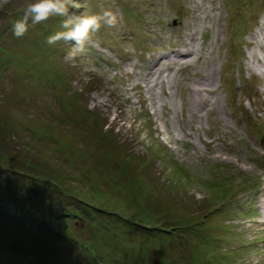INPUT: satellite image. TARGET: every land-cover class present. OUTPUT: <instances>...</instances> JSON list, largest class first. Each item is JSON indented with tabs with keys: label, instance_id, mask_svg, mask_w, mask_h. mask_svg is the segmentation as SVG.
<instances>
[{
	"label": "rangeland",
	"instance_id": "374dc122",
	"mask_svg": "<svg viewBox=\"0 0 264 264\" xmlns=\"http://www.w3.org/2000/svg\"><path fill=\"white\" fill-rule=\"evenodd\" d=\"M27 2L0 9V264H264V0H73L18 38Z\"/></svg>",
	"mask_w": 264,
	"mask_h": 264
},
{
	"label": "clouds",
	"instance_id": "9594fccd",
	"mask_svg": "<svg viewBox=\"0 0 264 264\" xmlns=\"http://www.w3.org/2000/svg\"><path fill=\"white\" fill-rule=\"evenodd\" d=\"M9 2L10 0H0V9ZM69 6L72 8L80 7L79 4L73 3V0H30L23 9V18L12 24L13 35L18 38L24 36L29 30V21H31L32 26H35L51 17L67 16ZM117 23L116 15L110 10H104L99 14L65 19L61 23V27L65 31L50 35L47 38V43L52 45L63 39L73 42L76 50H83L85 43L91 39L93 34L100 30L102 24L112 28Z\"/></svg>",
	"mask_w": 264,
	"mask_h": 264
},
{
	"label": "trees",
	"instance_id": "16d2710c",
	"mask_svg": "<svg viewBox=\"0 0 264 264\" xmlns=\"http://www.w3.org/2000/svg\"><path fill=\"white\" fill-rule=\"evenodd\" d=\"M0 184H3L2 179H1V175H0ZM50 190L55 191V188L50 187ZM15 193H18V192L15 189H13V188L11 189V187H8V186H7V188H6V186L4 187V192L1 191V195L5 196V197H14V196H16Z\"/></svg>",
	"mask_w": 264,
	"mask_h": 264
},
{
	"label": "water",
	"instance_id": "95a60500",
	"mask_svg": "<svg viewBox=\"0 0 264 264\" xmlns=\"http://www.w3.org/2000/svg\"><path fill=\"white\" fill-rule=\"evenodd\" d=\"M173 22L175 23V22H176V20L174 19V20H173Z\"/></svg>",
	"mask_w": 264,
	"mask_h": 264
},
{
	"label": "bare ground",
	"instance_id": "6f19581e",
	"mask_svg": "<svg viewBox=\"0 0 264 264\" xmlns=\"http://www.w3.org/2000/svg\"><path fill=\"white\" fill-rule=\"evenodd\" d=\"M207 80L209 81V78H207Z\"/></svg>",
	"mask_w": 264,
	"mask_h": 264
}]
</instances>
